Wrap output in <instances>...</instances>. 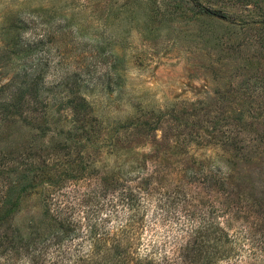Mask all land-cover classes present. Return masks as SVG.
I'll return each mask as SVG.
<instances>
[{"label":"rangeland","instance_id":"rangeland-1","mask_svg":"<svg viewBox=\"0 0 264 264\" xmlns=\"http://www.w3.org/2000/svg\"><path fill=\"white\" fill-rule=\"evenodd\" d=\"M26 178L0 264H264V0H0V213Z\"/></svg>","mask_w":264,"mask_h":264},{"label":"trees","instance_id":"trees-1","mask_svg":"<svg viewBox=\"0 0 264 264\" xmlns=\"http://www.w3.org/2000/svg\"><path fill=\"white\" fill-rule=\"evenodd\" d=\"M196 5L203 12H207L209 14L212 13V14H215V15H218V16L224 18V15H222V13H216L214 11H210L208 8L204 7L202 4H200L197 1H196ZM36 80H37V82H36ZM38 81H39V77L38 78L36 77V79H33L32 82L25 89L21 87L20 91H19L20 93L17 96L18 98H16L14 95L12 98L13 100H11V103L6 104L5 107H12L13 109H16V110L19 109L21 107L22 101L25 102L24 98H26V96H29V98L36 101L37 96H38V92H39V88H37V86L39 85ZM28 102H30V100ZM217 177H220V176H213L212 178L218 179ZM220 179H222V178H220ZM29 180H32V178L31 179L26 178L25 185H14L16 187L12 188L11 190L9 189V192L7 191L5 197L3 198V202L5 203L3 205L4 206L7 205V207L5 209H3V211L0 213V220H4L7 217H10L17 210V208L19 206V198L18 197H20L21 191H24L27 188V186L29 185L28 184ZM122 183H123V186L121 187V189L118 193V194H120L119 198H120V202L122 203L121 206L124 208V216H125V220H124L125 222L122 223V225H120V227H119V231L122 234L121 239L125 238V237L127 238V236L129 238L130 234H128V233L133 232L134 231L133 229L138 230V226L142 222L141 219L143 218V215L141 214L138 222L136 219H134V210L136 211L137 209H140V204H139L140 194H138V192L135 191V189H133V187L128 185L126 182H122ZM222 183H223V180H222ZM15 190H18V194L16 196H14V198H13L12 192ZM224 208H226V206L225 207L221 206L219 208V210L222 214H224V213L226 214V212H227L224 210ZM222 214H219V215H222ZM46 217H48V219H51L53 221L51 224V227H54L51 230V232L46 234L47 236L21 237V235H20V238L18 240V241L21 240L22 242H24V245L26 246V248L28 250H30V252L35 253L36 255L38 254V256H40V259H39L40 261H41V258L44 261H50V256H48V255H46V253H44V252L42 253L40 251L41 247H47V245L49 246L50 245L49 243H51V242L54 244L55 242L61 241V240L66 239V238L72 237V239H73V236L71 234L75 230V228L73 226L75 221H73V220L68 221L69 223H64V222L59 221L60 219L57 220L52 215L48 214ZM64 218H66V217H64ZM80 219H81V217L79 218V221H80ZM68 220H70V219H68ZM88 220H91V217L90 218L88 217ZM93 222H95V221H93ZM217 225H218L217 226L218 229L215 228V232L218 234V231H219L220 235H218L219 236L218 239H220V236L223 233L222 230H224V229L220 227L219 223ZM94 228H95L94 223H86V226H84L82 229L85 232V234L87 235V237H89L90 239H93L92 232L94 231ZM130 228H132L133 231L126 232L127 229H130ZM201 228L204 229L203 232H205V233L208 231V229L206 227H201ZM34 230H37V229L35 228ZM118 237H120V236H118ZM105 238H107V237H102L101 239H105ZM125 245L129 246L128 244H125ZM127 246H121V244L119 243V244L111 246V247L109 246L107 248V250L110 251V249L112 247H115L116 249L119 250V252H117V250H116L115 253L118 255H123L122 253L124 252V250L126 251ZM87 255L89 256V254H87ZM118 257H121V256H118ZM89 260H90V256H89ZM123 260H124V258L119 259V260L117 259L116 261H111L110 259L107 258V259L103 260V264H121V262ZM134 264H137V262H135Z\"/></svg>","mask_w":264,"mask_h":264}]
</instances>
